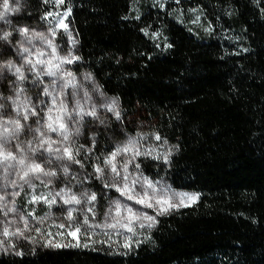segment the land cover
Wrapping results in <instances>:
<instances>
[{"label":"trees","instance_id":"obj_1","mask_svg":"<svg viewBox=\"0 0 264 264\" xmlns=\"http://www.w3.org/2000/svg\"><path fill=\"white\" fill-rule=\"evenodd\" d=\"M49 1L25 0V22L38 24ZM59 6L78 71L120 100L127 130L149 125L177 148L165 164L140 159L142 173L198 197L130 252L38 248L0 264H264V0Z\"/></svg>","mask_w":264,"mask_h":264},{"label":"rangeland","instance_id":"obj_2","mask_svg":"<svg viewBox=\"0 0 264 264\" xmlns=\"http://www.w3.org/2000/svg\"><path fill=\"white\" fill-rule=\"evenodd\" d=\"M3 2H0V11H3ZM10 9L5 14V18L0 20V34L7 31L12 33L9 41L0 40V44L4 49H8L11 56H7L0 59V64L12 60L18 65L23 64V60L17 55V50L21 44L24 43L25 47H30L35 50V48H41L46 53H50L51 49L47 48L44 42L39 40H33L32 45L27 43V39L31 37L33 32H43L45 35L52 39L49 29L54 25H58L60 18H63L64 25L67 26V30L63 27H56V34L54 38V43L58 46L57 54L59 56H66L71 53L73 56L77 57V40L72 32V29L67 21L68 14L61 9L57 0H51L48 2V13H52L48 16V13L41 17L38 24H29L24 18L29 17V13H25V0H8ZM11 9H16L12 11ZM47 17V18H46ZM23 18V19H21ZM22 20V21H20ZM21 28L29 29V37L21 36L18 32ZM49 57L46 55L41 57V59L47 60ZM53 63H60L59 60H54ZM78 59L74 60L70 64H61L60 67L64 72H71L74 77L73 86H69L64 89L63 96H57L56 92H53L52 96H45L43 94V88L45 86L49 87L52 91L53 81L57 84L63 83L59 77L62 75L58 73L57 76H47L42 75L40 80L43 81L41 84L36 79V73L27 71V66H25V76L27 79L20 85L25 89L24 94L20 97L21 100L27 97H31L32 104L37 106L39 112L38 117H30L29 121L26 123L33 128L37 127L35 121L40 119L43 123L47 120L45 113L49 107H52L53 96L57 98V107L53 109L51 115L53 119L56 116L61 115L63 117V122L66 124L68 131L70 133V140L63 141L62 137L55 132H47L48 137L53 140L60 141L63 145L70 147L75 154V159L79 163H74L67 159L63 161H57L53 159L52 164H48L47 157L48 153L41 150L35 154L36 162H41V156L45 158L42 164L46 170L56 171V176H43L36 175L30 176L31 186L20 181L15 173L8 176V181L17 180L18 186L13 188L9 184L7 188L3 185L6 183L5 171L0 168V195L12 192H20L19 196L14 198V207L17 212L9 213L8 217H4L0 213V221L3 220H16L17 223L9 226V231L14 232L17 228L24 229L25 224L23 221L19 220V216H24L27 220L28 230L24 231L23 236H10L7 239L0 234V241L3 242L0 245V255H17V253H24L28 249H91V250H101L107 251L112 254H122L130 252L135 247L144 243L148 238L149 234L155 228L157 220L170 214L173 211L185 208L187 206H179L178 208L168 211L166 214L157 215V210L154 208H147L141 204H136L134 201L127 200L124 196H121L115 187H106V184L112 182L113 173L111 171V166H106L104 160L106 157L111 156V154L116 151L117 147H122L128 144L129 140L137 141L136 147L141 152H149L150 155H140L135 158L132 163L128 165L129 183H131L133 178H136L143 182L144 178L152 182L157 190V195L160 193V189L163 188L167 192L168 196L171 197L174 193H184L188 196H194L196 199L194 201L186 200L185 204L190 206L196 200L198 195L194 192L183 191L174 189L164 178L154 180L146 175H144L139 168L135 165L139 164L140 159L151 160L156 163H167L169 158L176 151V146L168 143L165 139H156L157 134L151 129L149 125L139 124L135 129L134 133L127 130L122 119L121 110L122 103L115 97L106 95L98 82L95 80L93 75L85 70L78 71ZM41 68L37 65V71ZM90 77V78H88ZM64 79H68L65 77ZM15 77L11 72H4L0 75V95L3 97L13 96L15 93L12 91L13 81ZM87 93V97H85ZM102 94V95H101ZM44 101L41 104L40 101ZM63 100L68 115L60 113L57 109L59 107V101ZM80 100L81 105L85 111H90L93 106L96 107L97 117L85 116L83 120L75 115V105L76 101ZM115 100L117 102V111L120 113V119L107 111L103 106L105 103H110ZM0 103L5 104V108L2 111L8 115H15L12 112L14 107L11 101L7 99H0ZM42 109V111H40ZM7 118V115H5ZM103 121V123H101ZM79 129V134H77L76 129ZM38 135V134H37ZM22 141L32 140V134L27 133L20 136ZM105 142V143H104ZM61 143L53 144V149L60 148ZM35 147V145H32ZM27 149V145H24ZM20 156L21 153H16ZM132 153L121 154L116 157L114 161L117 165L118 171H120V177L116 180L122 183V177L124 175L121 165L126 161L131 159ZM155 157V158H154ZM165 157H167V162H165ZM61 165L67 166L69 172L67 176L63 173ZM100 166L105 169L104 176L100 179L97 178V173L95 168ZM19 168V166H17ZM141 183L135 185L137 192L143 193L146 189L141 187ZM63 192L60 196H57V192ZM151 194L152 189H147ZM84 193L92 194L95 193L96 200L89 202ZM71 195H75L77 199L81 202L79 204H65L64 199L69 198ZM43 197L35 203H30L32 197ZM9 201L13 198L11 196L6 197ZM45 199L48 201L55 200V203H46ZM119 201L121 205H127L131 207L134 212L140 214H147L148 216H153L156 222L152 227L141 228L139 225L143 223L147 225L150 223L147 220L141 219L135 222L132 226L135 229V234L126 231L117 224V227L111 228L106 227V225L115 224L117 220L121 223H127L128 214L123 210H120L119 214L115 207V203ZM177 203L179 200L177 199ZM74 209L72 213V218L68 219V210ZM31 212L32 215H27ZM87 219L88 223L85 224L84 221ZM63 225V227H61ZM99 225V227H97ZM3 225H0V232H2ZM79 228V233L75 232V229ZM37 229L39 231H37ZM125 243H129V247H124ZM15 245V247H12Z\"/></svg>","mask_w":264,"mask_h":264},{"label":"snow or ice","instance_id":"obj_3","mask_svg":"<svg viewBox=\"0 0 264 264\" xmlns=\"http://www.w3.org/2000/svg\"><path fill=\"white\" fill-rule=\"evenodd\" d=\"M62 2V0H57V3ZM3 11H0V20H3L5 18V14L9 11L10 6L8 3V0H4L3 2ZM12 11H16V9H11ZM68 13L66 12L64 15L66 16ZM52 13H48V16H51ZM47 18V17H46ZM63 27L65 30H67V26L63 23V18H60L58 21V25H54L52 28L49 29V32L52 36V39H49L45 33L43 32H33L31 33V37L27 39V43L29 45H32L33 40H39L44 42L47 48L51 49L50 53H46L41 48H35L33 51L30 47H25L24 43L21 42L18 50L17 55L20 56V58L23 60V64L18 65L16 62L12 60H8L7 62L0 64V75H3L4 72H11L12 75L15 77V80L13 81V88L12 91L15 93V97L9 96V97H3L0 95V99H7L11 101L12 105L14 106L12 108V112L15 113V115H8L6 113H3L0 111V168H3L6 175L5 180L6 183L3 185L4 188H7L9 184L11 187L15 188L18 186L17 180H10L8 181V176L12 173H15V175L18 177L20 181H23L25 184H28L31 186V179L30 176L36 175V178H39V175L43 176H56V171L54 170H46L45 167L42 166L44 163L45 158L41 156V162H36L35 154L43 150L44 152L48 153L47 157V163L52 164L53 163V157L57 161H63L64 159H67L69 161H72L74 163H79L75 159V154L73 153V150L63 145L60 141L53 140L51 137H48L46 134L45 129L47 132H55L58 133L63 141L70 140V133L68 131V128L66 124L63 122V117L61 115H58L53 119L51 113L54 108L57 107V98L56 96H53V104L52 107H49L47 112L45 113V116H47V120L43 123L40 119H37L35 121V124L37 127L33 128L32 126L28 125L26 122L29 121L30 117H38L39 112L37 110V106L32 104L31 97L25 96L23 100L20 99V97L24 94L25 89L21 87L20 85L27 79L25 76V66H27V71L36 73V79L43 84V81L40 80V77L42 75L47 76H57L58 73H61L62 75L59 77L61 80H63V83L57 84L55 81H53L52 85V91L49 90L48 86H45L43 88V94L45 96H52L53 92L55 91L57 96H63L64 89L73 86L74 77L71 72H64L60 65L61 64H70L74 60L78 59V57L73 56L71 53H68L66 56H59L57 54V48L58 46L53 42L56 34V27ZM19 34L24 37H29V29L28 28H21L18 30ZM147 34V33H146ZM12 33L4 31L2 34H0V40L3 41H9L10 36ZM48 56L49 58L47 60L41 59V57ZM54 60H59L60 63H53ZM37 65H40L41 68L39 71H37ZM67 77L68 79H64ZM90 78V77H88ZM85 97H87V93L84 94ZM102 95V94H101ZM41 104H44V101H40ZM107 111L112 112L117 119H120V113L117 111V102L115 100L111 101L110 103H105L103 105ZM5 108V104L0 103V110H3ZM60 113H63L65 115H68L67 108L63 102V100L59 101V107L57 109ZM42 111V109L40 110ZM75 115L80 117V120H83L85 116H92L94 118L97 117V110L96 107L93 106L90 111H85L84 108L81 105V101L77 100L75 105ZM5 115H7V118H5ZM103 123V121H101ZM27 129L28 134H32L33 139L32 140H25L22 141L20 139V136L22 134H25V130ZM77 134H79V129H76ZM38 134V135H37ZM156 139L159 140L160 137L157 135ZM61 143L60 148L53 149L52 145ZM138 142L134 140H129L128 144L117 147L116 151H114L111 156L106 157L104 160V164L106 166H111V171L113 173L112 182L110 184H106V187H115L116 191L120 193L121 196H124L129 201H134L136 204H141L144 207L147 208H154L157 210V215H163L166 214L168 211L178 208L179 206H188L184 203L186 200L194 201L196 197L194 196H188L184 193H174L171 197L168 196L167 192L164 191L163 188L160 189L159 195H157V190L155 186L152 184V182L148 181L147 178H144L143 182L141 183L140 180L133 178L131 183H129V174H128V165L129 163H132V161L135 160L137 156L140 155H150L149 152H141L136 147V144ZM24 145H27V149H25ZM32 145H35L33 147ZM131 152V159L126 160L122 165V169L124 172V175L122 177V183L117 181L116 178L120 177L121 173L117 169V165L114 162L116 160L117 156H120L121 154H127ZM16 153H21L20 156H17ZM155 158V157H154ZM165 162H167V157H165ZM19 166V168L17 167ZM136 168H139V164L135 165ZM63 173L67 176L69 172V168L67 166L61 165ZM95 172L98 174L97 178L100 179L104 176L105 169L101 168L100 166H97L95 168ZM137 183H141V187L144 188L146 185V189L143 193L137 192L135 189V185ZM147 189H152L151 194L147 191ZM63 192V189L61 192H57L56 195L60 196ZM20 192H12V193H6L4 195H0V213L3 214L4 217H8L9 213L17 212V209L14 207L15 200L14 198L16 196H19ZM84 195L87 197L88 201H95L96 195L95 193L88 194L84 193ZM11 196L13 199L9 201L6 197ZM40 199H44L43 197H32V200H30V203H35ZM177 199L179 200V203H177ZM46 203H55V200L48 201L45 199ZM65 204H79L81 201L77 199L75 195H71L69 198L64 199L63 201ZM115 207L117 209V212L119 214L120 210L123 208V210L128 214L127 217V223H121L119 220L115 224L106 225V227L115 228L117 227V224H119L120 227L126 229V231L131 232L135 234V229L132 226L135 222L140 221L141 219L147 220L150 223L147 225L140 223V227H152L153 224L156 222L155 217L148 216L147 214H140L137 212H134V210L127 206V205H121L119 201L115 203ZM74 209L68 210L67 218H72V213ZM27 215H32L31 212L27 213ZM19 220L23 221L25 224V228L19 229L17 228L16 231L10 232L9 226L16 224V220H3L0 221V225H3L2 227V234L5 239H7L10 236H23L24 231L28 230V224L27 220L24 216H19ZM85 224L88 223L87 219L84 221ZM63 227V225H61ZM99 227V225H97ZM37 231H39L37 229ZM80 229L76 228L75 232L79 233ZM3 242L0 241V245H2ZM129 243H125L124 247H129ZM12 247H15V245H12ZM17 255H22V253H17Z\"/></svg>","mask_w":264,"mask_h":264}]
</instances>
